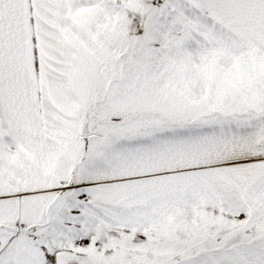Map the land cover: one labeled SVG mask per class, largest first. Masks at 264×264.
Segmentation results:
<instances>
[{
	"label": "snow or ice",
	"instance_id": "snow-or-ice-1",
	"mask_svg": "<svg viewBox=\"0 0 264 264\" xmlns=\"http://www.w3.org/2000/svg\"><path fill=\"white\" fill-rule=\"evenodd\" d=\"M0 264H264V0H0Z\"/></svg>",
	"mask_w": 264,
	"mask_h": 264
}]
</instances>
